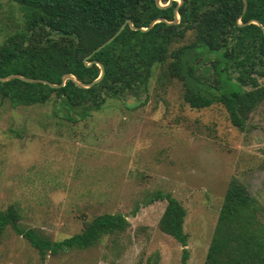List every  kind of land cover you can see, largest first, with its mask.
Listing matches in <instances>:
<instances>
[{
    "label": "rangeland",
    "instance_id": "obj_1",
    "mask_svg": "<svg viewBox=\"0 0 264 264\" xmlns=\"http://www.w3.org/2000/svg\"><path fill=\"white\" fill-rule=\"evenodd\" d=\"M23 21L19 5L0 0V40ZM159 74L148 92L110 98L77 121L53 97L15 106L0 95V211L16 206L20 226L52 241L103 213L130 222L96 245L44 259L9 225L0 264H182V244L159 227L167 201H151L158 192L186 207L188 261L204 264L231 177L264 206V102L241 130L220 104L191 108L182 83Z\"/></svg>",
    "mask_w": 264,
    "mask_h": 264
},
{
    "label": "trees",
    "instance_id": "obj_2",
    "mask_svg": "<svg viewBox=\"0 0 264 264\" xmlns=\"http://www.w3.org/2000/svg\"><path fill=\"white\" fill-rule=\"evenodd\" d=\"M19 5L24 21L0 40V76L22 74L61 84L66 73L94 86L81 88L72 79L51 87L21 79L0 81V95L15 106L47 104L55 98L68 120L100 111L108 99L122 100L148 92L154 71L159 81L178 80L191 108L222 105L232 124L247 128L251 113L264 102V0H173L162 8L156 0H10ZM163 4L169 0H161ZM149 30L127 24L109 44L93 53L130 19ZM92 54L88 58V56ZM163 83V82H162ZM166 208L160 229L183 246L182 264H189L187 209L170 193L158 192ZM21 213L10 205L0 211L1 237L10 225L45 258L98 244L105 235L125 232L130 222L122 213H103L83 220L81 232L52 241L33 228L19 225ZM153 261V264H156ZM204 264H264V206L236 176L230 178Z\"/></svg>",
    "mask_w": 264,
    "mask_h": 264
},
{
    "label": "water",
    "instance_id": "obj_3",
    "mask_svg": "<svg viewBox=\"0 0 264 264\" xmlns=\"http://www.w3.org/2000/svg\"><path fill=\"white\" fill-rule=\"evenodd\" d=\"M172 1L173 0H169L168 1V3H166V4H163L162 3V1L161 0H156V3L160 6V7H162V8H165V7H168V6H170L171 4H172ZM183 2V0H179V5L181 4ZM179 5L175 8V16H174V20L173 21H168V20H166L165 18H163V17H159V18H157V19H154L151 23H150V25L148 26V27H137V26H135L134 25V23L130 20V19H127L121 26H120V28L110 37V38H108L105 42H103L102 44H100L97 48H95L94 49V51H93V53H95V52H97V51H99L100 49H102L103 47H105L107 44H109L110 42H112L121 32H122V30L124 29V27L127 25V24H129L130 26H131V28H133V29H135V30H137V29H140V30H142V31H147V30H149L156 22H159V21H164V22H167L168 24H177V23H179V21H180V15H179V13H178V7H179ZM246 7H247V0H244V11L246 10ZM256 23V24H258L261 28H262V30L264 31V26L262 25V23L259 21V20H257V19H251V20H249V22L248 23ZM90 56H92V54H90L89 56H88V58L90 57ZM96 63V64H98L99 66H100V68H101V73H100V75H99V77L98 78H96L95 80H93V81H91V82H88V83H85V82H82V81H80V80H78L73 74H71V73H66L64 76H63V78H62V83L61 84H55V83H52V82H50V81H48V80H46V79H40V78H31V77H27V76H24V75H22V74H10V75H8V76H0V81H7V80H10V79H15V78H17V79H21V80H23V81H26V82H30V83H36V82H39V83H44V84H48L49 86H51V87H54V88H56V87H59V86H63V85H65V82H66V80H68V79H72L74 82H75V84L77 85V86H79V87H81V88H89V87H92V86H94L97 82H99L102 78H103V76H104V74H105V67H104V65L101 63V62H99V61H97V60H95V61H92V62H87L86 64L87 65H91L92 63Z\"/></svg>",
    "mask_w": 264,
    "mask_h": 264
}]
</instances>
